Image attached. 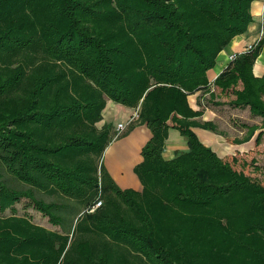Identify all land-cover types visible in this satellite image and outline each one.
<instances>
[{
    "label": "trees",
    "instance_id": "1",
    "mask_svg": "<svg viewBox=\"0 0 264 264\" xmlns=\"http://www.w3.org/2000/svg\"><path fill=\"white\" fill-rule=\"evenodd\" d=\"M254 1L0 0V211L27 199L59 227L0 216V264H264L260 148L220 158L192 129L216 126L188 102L248 30ZM263 44L264 32L210 100L264 127V75L253 73ZM108 100L139 108L118 136L98 126ZM144 124L143 189H122L105 151ZM170 128L189 149L166 160Z\"/></svg>",
    "mask_w": 264,
    "mask_h": 264
},
{
    "label": "crops",
    "instance_id": "2",
    "mask_svg": "<svg viewBox=\"0 0 264 264\" xmlns=\"http://www.w3.org/2000/svg\"><path fill=\"white\" fill-rule=\"evenodd\" d=\"M263 9L264 0H255L252 3L253 21L245 33L233 38L218 55L215 66L208 71L209 89L207 91H198L188 96L190 106L195 111L202 112V115L197 117L196 120L200 123H212L216 126L215 131L206 129L203 126H194L192 128L204 145L210 147L220 158L235 154H249L260 148V153L258 155L255 154V157L258 164L261 165H264V127L262 123L256 122L252 118L250 109L231 107L233 113L244 115L249 119L251 118L250 120L253 123L240 128L228 126L224 131L220 128V125H224V122L221 112L217 110L218 107L215 109L210 105H205V100L208 98L211 99L215 81L232 62V57L248 51L250 46L257 45L261 40L264 32ZM253 73L258 78L264 75V44L254 64ZM227 106L223 105L222 107L226 108ZM138 112L139 108H128L108 100L103 112V120L98 125L102 127L104 123H113V119H118L116 125L120 123L127 125L129 122L135 123L138 118ZM250 126H256V130L248 138ZM127 127L124 132L127 131ZM261 132L263 134L261 135L260 145L258 147L257 138ZM151 137L152 132L147 125H137L127 135L119 137L107 147L104 155V163L109 174L115 182H118L120 188H132L137 191H142L143 185L134 172V168L142 162V148ZM188 149L186 138L178 130L170 128L163 151L164 159L172 160L187 152Z\"/></svg>",
    "mask_w": 264,
    "mask_h": 264
},
{
    "label": "rangeland",
    "instance_id": "3",
    "mask_svg": "<svg viewBox=\"0 0 264 264\" xmlns=\"http://www.w3.org/2000/svg\"><path fill=\"white\" fill-rule=\"evenodd\" d=\"M205 105H207V106L210 105V106L214 107L215 109H216V107H218L217 110L219 112H221V116H222L223 122H224V125H220L221 130L225 131V128H228V126L240 128V127L248 126V124L253 123L250 120L251 118L249 119L248 117H245L244 115H237V114L233 113L231 111V105L227 106L226 108L222 107L223 105H219V106L214 105V103L210 100V98L205 100ZM252 118L256 122L262 123L261 118L254 117V116ZM112 121L115 124V125L113 124V135L118 136L121 133H123L126 128L122 131H117V125L116 124H117L118 119H116V120L113 119ZM98 126H100V125H98ZM0 169L3 170V167L1 166V164H0ZM115 183L120 187L118 182H115ZM45 198H46V200H49L48 196H46ZM14 213L18 216H26V217L30 218L32 220V222L35 224L44 226V227H46L50 230H53V231L54 230L59 231V227L53 226L52 224H50L48 221V217H46L41 212H39L32 205V203L27 199H22L21 201L17 202L14 206V210L9 208L4 213H1V211H0V216H9V215H12Z\"/></svg>",
    "mask_w": 264,
    "mask_h": 264
},
{
    "label": "built area",
    "instance_id": "4",
    "mask_svg": "<svg viewBox=\"0 0 264 264\" xmlns=\"http://www.w3.org/2000/svg\"><path fill=\"white\" fill-rule=\"evenodd\" d=\"M262 17H263V19H264V9H263V11H262ZM255 45H252V46H250L249 47V50H251L253 47H254ZM233 59H232V61L235 59V57H232ZM130 123V122H129ZM129 123L126 125V124H123V123H120V124H118L117 125V131H122V130H124L128 125H129ZM101 204H102V201H100V200H98L92 207H90L89 209H88V212H90V213H92V212H94L98 207H100L101 206Z\"/></svg>",
    "mask_w": 264,
    "mask_h": 264
}]
</instances>
